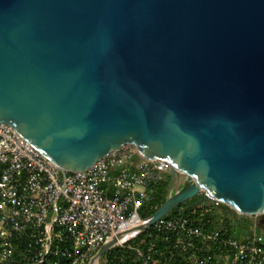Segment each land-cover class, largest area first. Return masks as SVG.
Here are the masks:
<instances>
[{
    "label": "water",
    "instance_id": "1",
    "mask_svg": "<svg viewBox=\"0 0 264 264\" xmlns=\"http://www.w3.org/2000/svg\"><path fill=\"white\" fill-rule=\"evenodd\" d=\"M0 123L62 173L168 160L142 230L203 190L263 218L264 0H0Z\"/></svg>",
    "mask_w": 264,
    "mask_h": 264
},
{
    "label": "built area",
    "instance_id": "2",
    "mask_svg": "<svg viewBox=\"0 0 264 264\" xmlns=\"http://www.w3.org/2000/svg\"><path fill=\"white\" fill-rule=\"evenodd\" d=\"M169 168L125 144L84 171L62 173L0 123V264H88L111 238V248L132 253L131 264H264L261 236L198 225L206 203L224 212L207 192L189 199V215L171 210L142 230L143 203Z\"/></svg>",
    "mask_w": 264,
    "mask_h": 264
},
{
    "label": "rangeland",
    "instance_id": "3",
    "mask_svg": "<svg viewBox=\"0 0 264 264\" xmlns=\"http://www.w3.org/2000/svg\"><path fill=\"white\" fill-rule=\"evenodd\" d=\"M175 180V186H173L174 190L178 189V185H181V182H183L184 177L182 175H179L178 180ZM169 193V175L168 173H163L161 175V181L155 186L154 196L153 199L147 200L143 203V206L146 213L153 212L158 205L165 199L168 198ZM206 207L202 206L201 209L204 211V214L207 212V215H212L214 217V226L212 227H222L225 231L233 232L235 236H237L240 239H247L251 234L254 233V231H263L260 220L262 218V215H254V216H246L238 214L236 211L231 209L230 207H227L224 212L219 207H215L213 204H205ZM177 209V208H176ZM178 210V209H177ZM175 210V212L177 211ZM181 211L184 212V214H190V211L185 210V208H181ZM174 212H170V214H173ZM142 217V216H141ZM211 227V228H212ZM256 235L261 236L263 243H264V236L259 235L257 233ZM99 264H101V260L98 261Z\"/></svg>",
    "mask_w": 264,
    "mask_h": 264
},
{
    "label": "trees",
    "instance_id": "4",
    "mask_svg": "<svg viewBox=\"0 0 264 264\" xmlns=\"http://www.w3.org/2000/svg\"><path fill=\"white\" fill-rule=\"evenodd\" d=\"M166 200V199H165ZM165 200H163L159 205L158 207L151 213H146L144 207L141 208L140 210V215L143 217V218H147L149 216H151L152 214L155 213V211L165 202ZM193 200H188L184 203H182L177 209H180V208H185L187 207V205H189L190 203H192ZM176 208L173 209L171 211L175 213V210H177ZM197 216V215H196ZM214 217L213 214L212 215H207V212L204 214V217H197L199 218V221H198V225L199 226H203L204 228H207V229H210L212 226H214L215 222L213 221L214 220ZM205 220L208 221V223L205 222ZM204 224V225H203ZM263 229H264V224H263ZM133 259V255L130 251L128 250H124L122 248H111L109 249L101 258V264H131V261Z\"/></svg>",
    "mask_w": 264,
    "mask_h": 264
},
{
    "label": "bare ground",
    "instance_id": "5",
    "mask_svg": "<svg viewBox=\"0 0 264 264\" xmlns=\"http://www.w3.org/2000/svg\"><path fill=\"white\" fill-rule=\"evenodd\" d=\"M1 124H3V123H1ZM159 160H163V161H167V162H169V161H168V160H166V159H159ZM178 171H179V170H178ZM179 173H180V174H182L183 172H180V171H179ZM202 192H206V191H205V190H203ZM92 264H99V263H98V260H95V261H93V263H92Z\"/></svg>",
    "mask_w": 264,
    "mask_h": 264
},
{
    "label": "crops",
    "instance_id": "6",
    "mask_svg": "<svg viewBox=\"0 0 264 264\" xmlns=\"http://www.w3.org/2000/svg\"><path fill=\"white\" fill-rule=\"evenodd\" d=\"M254 233H255V234L259 233V235L261 234V235H263V236H264V229H263V231H259V232H257V231H254Z\"/></svg>",
    "mask_w": 264,
    "mask_h": 264
},
{
    "label": "flooded vegetation",
    "instance_id": "7",
    "mask_svg": "<svg viewBox=\"0 0 264 264\" xmlns=\"http://www.w3.org/2000/svg\"><path fill=\"white\" fill-rule=\"evenodd\" d=\"M263 224H264V217L261 218V220H260V225H261L262 229H263Z\"/></svg>",
    "mask_w": 264,
    "mask_h": 264
}]
</instances>
